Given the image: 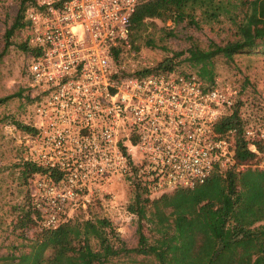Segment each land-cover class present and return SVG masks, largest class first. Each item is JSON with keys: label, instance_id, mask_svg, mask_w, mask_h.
<instances>
[{"label": "built area", "instance_id": "2783aa9c", "mask_svg": "<svg viewBox=\"0 0 264 264\" xmlns=\"http://www.w3.org/2000/svg\"><path fill=\"white\" fill-rule=\"evenodd\" d=\"M145 0H27L25 74L36 116L24 121L23 156L39 227L53 229L110 184L139 181L152 196L202 184L233 165L232 135L219 123L237 91L193 73H122L112 50L128 45L130 18ZM260 141L264 130L243 127ZM248 148L255 150L254 142Z\"/></svg>", "mask_w": 264, "mask_h": 264}, {"label": "trees", "instance_id": "16d2710c", "mask_svg": "<svg viewBox=\"0 0 264 264\" xmlns=\"http://www.w3.org/2000/svg\"><path fill=\"white\" fill-rule=\"evenodd\" d=\"M26 2L27 0H20V9L4 31V46L0 51V58L10 44L9 38L15 29L25 26ZM247 4L250 5L249 9L235 24V38L227 39L221 45L209 41L206 49L190 46L185 50L187 55L184 59L194 68L193 71L177 70L173 61L165 60L150 69H141L133 74H145L157 69L187 72L193 73L208 85H218L214 81L215 56L230 60L234 55H264V29L247 39L245 28L249 22L257 24L264 20V0H250ZM232 7L235 6H231L227 0H145L136 6L130 18L128 44L137 48L135 41L141 37L147 19L176 22L188 18L197 23L193 20V15L198 10L199 19L210 22L217 20L220 15L230 14ZM232 17L234 20L235 15ZM144 42L148 46L153 43L151 38ZM22 47L28 50L25 41ZM121 48L118 46L112 50L115 61ZM182 53L180 51L175 55ZM28 101L32 102V98ZM241 106L242 102L236 96L231 114L218 126L219 133L224 136L227 128L236 125V131L230 135L233 137L232 166L225 169L214 168L202 184L193 188H176L159 196H152L139 181H124L133 192L132 200L127 204L128 211L136 220V240L133 246L127 247L119 239L106 218H67L53 229L40 228L28 242L26 252L17 257L1 254L0 264H139L137 256L146 261L144 264H164L161 253L152 245V238L169 236L172 238L168 242L174 239L183 246L186 262L198 264L201 256L208 253L207 260L201 264H264V168L255 165L259 160L262 144L244 136L243 127H253L246 123L247 120L241 114ZM261 120L260 123H253L254 129L264 130L263 115ZM14 124L22 132L30 130L23 122L14 121ZM250 142H254L255 150L248 148ZM20 147L23 152V145L20 144ZM20 165L27 202L13 227L22 234L26 228L39 227L38 215L30 204L28 180L34 172L41 169L24 156ZM208 210H213L218 216H226L221 218L222 221L227 219L232 222V227L222 236L217 231L221 230L223 222H213ZM195 215L202 217L210 227V233L215 239L212 250H209V239L192 221V216ZM145 227L151 232V239L144 233ZM90 239L96 241L97 249L91 248Z\"/></svg>", "mask_w": 264, "mask_h": 264}, {"label": "rangeland", "instance_id": "374dc122", "mask_svg": "<svg viewBox=\"0 0 264 264\" xmlns=\"http://www.w3.org/2000/svg\"><path fill=\"white\" fill-rule=\"evenodd\" d=\"M232 7L230 14L220 15L217 20L204 22L199 19L196 10L193 20L172 22L161 21L157 18L147 19L140 38L135 41L137 48L128 44L121 48L117 55L116 66L122 73H133L141 69L152 68L165 60L173 61L177 70L193 71L194 68L184 59L185 50L190 46L206 49L209 41L221 45L227 39L235 38L236 23L239 17L249 9L250 0H227ZM20 0H0V51L4 46V31L12 23L13 17L20 9ZM235 18L233 20V17ZM23 21V18H22ZM247 39H251L255 32L264 29V20L261 23L249 22L246 24ZM25 30L23 27L15 29L9 38L10 44L0 58V255L17 257L26 252L27 244L34 237L40 227L26 228L22 234L13 227L21 210L26 208V191L20 173V162L23 152L20 147L22 131L14 121H31L35 115L30 111V88L25 74V65L29 52L22 47ZM151 38L152 45L145 44ZM258 44L257 40H254ZM254 43V44H255ZM183 52L175 55V53ZM214 81L219 86H230L237 91L242 102L241 114L246 123L253 128L254 122H262L264 116V55H234L232 59L215 56ZM247 126V125H246ZM108 192H98L84 207L77 206L67 218L70 220H85L106 218L120 240L127 247L135 244V216L127 209L132 200L133 192L121 180L118 184L108 186ZM213 222L223 227L218 230L220 236L232 227L230 220L222 221L213 210L207 211ZM192 221L200 228L201 233L209 239V250L215 245V239L210 233V227L199 216H192ZM144 233L151 239V232L144 229ZM227 235V234H226ZM154 238V239H153ZM154 249L161 253L164 264H194L186 262L183 246L174 239L168 242L169 237H153ZM92 249H97L96 241L89 240ZM176 243V244H175ZM172 244V245H171ZM208 253L201 256L198 264L207 260ZM139 264L146 261L137 256Z\"/></svg>", "mask_w": 264, "mask_h": 264}]
</instances>
